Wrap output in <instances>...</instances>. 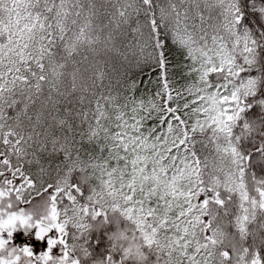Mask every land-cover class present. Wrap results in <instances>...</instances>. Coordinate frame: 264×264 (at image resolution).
<instances>
[{"label": "snow or ice", "instance_id": "1", "mask_svg": "<svg viewBox=\"0 0 264 264\" xmlns=\"http://www.w3.org/2000/svg\"><path fill=\"white\" fill-rule=\"evenodd\" d=\"M0 264H264V0H0Z\"/></svg>", "mask_w": 264, "mask_h": 264}, {"label": "rangeland", "instance_id": "2", "mask_svg": "<svg viewBox=\"0 0 264 264\" xmlns=\"http://www.w3.org/2000/svg\"><path fill=\"white\" fill-rule=\"evenodd\" d=\"M19 183V181H17ZM39 199H43V197H40ZM33 203H36L34 200ZM25 206V205H22ZM36 227H33L31 229H26L24 227H19L16 232L13 233L11 242L15 246H28L31 247L35 254H40L42 252H45L48 248V239L50 236L54 235V233H50V235L45 239V242H41V239H38L36 237L37 230H35ZM5 237H7V233H5Z\"/></svg>", "mask_w": 264, "mask_h": 264}, {"label": "trees", "instance_id": "3", "mask_svg": "<svg viewBox=\"0 0 264 264\" xmlns=\"http://www.w3.org/2000/svg\"><path fill=\"white\" fill-rule=\"evenodd\" d=\"M169 61H170L169 70L176 73L175 78L179 83H183L184 79L182 78V72L178 68L179 64L185 63L182 56L179 53H175V52L169 53ZM152 79L153 80L155 79V74L152 75ZM141 80H142L141 89L143 90L145 86H148L149 77L142 75Z\"/></svg>", "mask_w": 264, "mask_h": 264}, {"label": "clouds", "instance_id": "4", "mask_svg": "<svg viewBox=\"0 0 264 264\" xmlns=\"http://www.w3.org/2000/svg\"><path fill=\"white\" fill-rule=\"evenodd\" d=\"M32 214L34 217L39 218L41 215L44 214V209L40 208V209H33L32 210Z\"/></svg>", "mask_w": 264, "mask_h": 264}, {"label": "flooded vegetation", "instance_id": "5", "mask_svg": "<svg viewBox=\"0 0 264 264\" xmlns=\"http://www.w3.org/2000/svg\"><path fill=\"white\" fill-rule=\"evenodd\" d=\"M46 238H47V236H46V237H45V238H44V239H43L41 242H43V243H44Z\"/></svg>", "mask_w": 264, "mask_h": 264}, {"label": "water", "instance_id": "6", "mask_svg": "<svg viewBox=\"0 0 264 264\" xmlns=\"http://www.w3.org/2000/svg\"><path fill=\"white\" fill-rule=\"evenodd\" d=\"M38 231V228L36 229ZM37 236V235H36Z\"/></svg>", "mask_w": 264, "mask_h": 264}]
</instances>
